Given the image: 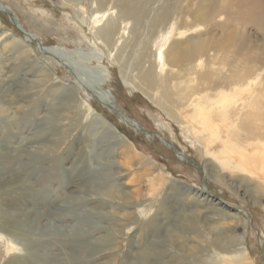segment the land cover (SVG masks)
Listing matches in <instances>:
<instances>
[{"label": "rangeland", "instance_id": "rangeland-1", "mask_svg": "<svg viewBox=\"0 0 264 264\" xmlns=\"http://www.w3.org/2000/svg\"><path fill=\"white\" fill-rule=\"evenodd\" d=\"M62 1L0 0L36 38L25 40L20 26L0 9V78L13 76L16 84L10 82L8 88L20 90L12 94L14 100L0 93V108L6 109L0 117V264H39L44 256L50 264H139L141 251L157 241L159 264H264V184L256 174L222 169L182 122L154 102L155 88L148 95L136 87L139 75L134 63L160 7L184 0H156L147 6L150 14L136 35L130 33V18L119 13L114 0H106L104 9L98 0H75L74 9ZM103 14L100 25L118 16L116 27L121 34L114 39H120V45L129 41L120 56L125 77L110 56L117 51L116 41L109 49L93 35V20ZM190 33L194 31L184 38ZM89 54L93 57L85 59ZM87 67L103 70L102 91L142 130L106 104ZM129 75L135 80L134 88L125 84ZM65 83L72 87L73 96L60 103L54 87ZM52 99L54 109L50 110ZM82 102L112 126L131 150L113 135L102 146L110 150L108 155L101 150L96 154L102 156L103 164H91L92 130L101 134L104 126L90 124L91 115L82 113ZM41 131L46 134L42 136ZM141 156L148 161L142 162ZM84 157L90 164H80ZM206 161L212 178L205 171ZM155 172L160 173L162 184L147 179ZM40 192L47 200L42 216L37 204ZM214 205L238 213L246 226L224 221L212 210ZM197 212L200 215L193 214ZM182 214L190 215L184 242L175 237L168 242V231L175 229ZM213 228L221 238L217 251L211 244ZM243 243L244 257L237 255ZM182 244L196 255H185Z\"/></svg>", "mask_w": 264, "mask_h": 264}, {"label": "bare ground", "instance_id": "bare-ground-1", "mask_svg": "<svg viewBox=\"0 0 264 264\" xmlns=\"http://www.w3.org/2000/svg\"><path fill=\"white\" fill-rule=\"evenodd\" d=\"M114 1L119 6V13L130 18L129 31L132 35H136V32L139 31L138 26L144 24L150 14V8L156 2V0ZM184 1L181 4L178 1L175 3L168 1L163 7H160L158 15L155 17L152 33L143 43L141 50H138L134 63V68L138 70V81H132L130 79L132 77L129 75L125 84L127 87L134 88L132 83L135 85L136 82V87L148 95L155 88L154 102L157 101L159 108L166 110L170 117L183 123L182 127L203 145L207 157L220 163L222 169L238 170V172L242 170L252 175L256 174L258 181L264 184V0ZM75 3L77 4L75 0L62 1L63 5H72V8ZM107 3L106 0H98L100 9L106 8ZM150 4H152L151 7L146 11V7ZM0 9L10 12V9L4 4H0ZM188 15L190 18L187 17ZM172 16L175 18L173 23L171 22ZM104 17H106L105 14L98 15L93 20L95 22V25L92 26L93 35L98 42L108 46L109 49L116 41L117 51L113 55L110 52V56L120 66V56H123L121 48L126 45L124 49L126 51L129 41L125 40L120 45L121 40L114 39L116 35L121 34V31L118 33L119 29L116 27V23L119 22L118 16L112 15L107 18V21L104 20L106 24L100 25ZM17 21L21 29V24L18 19ZM248 28L251 30L247 35ZM193 31L194 33H190V36L184 38L188 32ZM201 31H204L203 34L196 35ZM178 37L185 40H180ZM13 40V42H17L16 39ZM44 51L66 54L56 48H46ZM92 57L91 54L84 56L85 59ZM120 68L123 77H125L126 68L122 66ZM87 70L90 73V78L96 80L98 91L100 90L99 94L106 104L119 114L122 113L114 105L108 92L104 89V92L102 91L101 85L106 83L104 79L106 75L103 70L99 67H87ZM159 77L160 79H158ZM0 79V93L2 92L5 97H11L14 100L15 97L12 94L16 92L20 94V90L8 87H11L10 82L16 84L15 78L8 75ZM7 84L9 86H6ZM58 85L54 87V91L55 95H58L59 102L71 99L73 96L72 87L66 83ZM48 95L50 96L52 93ZM53 103L55 102L52 99L48 104L50 110L54 109ZM11 104L14 102L12 101ZM80 107L83 114L91 115L90 124L96 122L95 125L102 123L104 126V131L101 134L95 129L92 130L93 143L90 149L91 156L88 157L89 160L94 159V163H92L93 160L90 161L91 164H103L102 156L96 154L101 150L108 155L110 150L103 149L102 146L104 144L106 146L113 135L119 137L120 141L131 150L128 142L121 135L115 133L112 126L92 113L91 107L86 106L83 102ZM5 113L6 109L1 107L0 117H3ZM126 119L132 120L136 126L134 119ZM40 133L42 136L46 134L43 131ZM163 143L167 146L170 144L167 140ZM21 151L25 152V149L22 148ZM178 155L180 158L184 157L181 152H178ZM86 159L87 157L80 164H90ZM140 160L144 162L146 158L141 156ZM206 167L205 171L207 170V174L212 178L213 175L210 174L207 161ZM65 177V181H68V174ZM96 179L100 180L98 176ZM147 179L152 184L153 182L157 184L163 182L159 172H155L153 176L147 175ZM101 180L103 181V179ZM37 195V204L40 205L38 213L42 216L47 208V200L41 192ZM212 210L224 221L231 220V223L239 221L246 226V221L238 213L215 205ZM193 214H199V212ZM189 218V214L180 216L177 224L175 223V229H171L172 226L168 231L166 239L168 242H172L173 237L176 238V241H180L179 243L184 242ZM212 232L215 237L211 244L217 251L219 245H222L221 238L215 228L210 230V233ZM156 244L158 241L154 242L149 250L141 251L139 264L162 262L161 253L158 251L160 248ZM181 246L185 255H196L194 251L187 250L184 244ZM238 250L239 254L237 255L246 256L244 243ZM147 260H151L153 263H147ZM142 261L144 262L142 263ZM40 262L39 264H50L49 258L45 256L41 257Z\"/></svg>", "mask_w": 264, "mask_h": 264}, {"label": "water", "instance_id": "water-1", "mask_svg": "<svg viewBox=\"0 0 264 264\" xmlns=\"http://www.w3.org/2000/svg\"><path fill=\"white\" fill-rule=\"evenodd\" d=\"M21 31L24 33V36H25V39L27 40V39H35V37L31 34V33H29V32H27L24 28H21ZM38 45L39 46H41V43L40 42H38ZM42 47V46H41ZM40 48V47H39ZM125 116V115H124ZM127 118V117H126ZM136 126H137V123H136ZM161 139H163V138H161ZM170 146H173L172 144H170Z\"/></svg>", "mask_w": 264, "mask_h": 264}]
</instances>
